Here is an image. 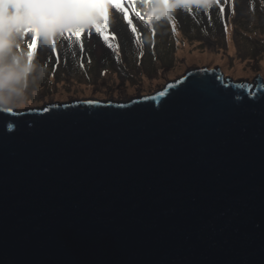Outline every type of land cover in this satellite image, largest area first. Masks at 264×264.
Listing matches in <instances>:
<instances>
[{"label": "water", "instance_id": "obj_1", "mask_svg": "<svg viewBox=\"0 0 264 264\" xmlns=\"http://www.w3.org/2000/svg\"><path fill=\"white\" fill-rule=\"evenodd\" d=\"M161 91L0 105V264H264V79Z\"/></svg>", "mask_w": 264, "mask_h": 264}, {"label": "rangeland", "instance_id": "obj_2", "mask_svg": "<svg viewBox=\"0 0 264 264\" xmlns=\"http://www.w3.org/2000/svg\"><path fill=\"white\" fill-rule=\"evenodd\" d=\"M234 7V14L226 7L223 17L214 5L207 10L193 7L191 13L176 9V32L161 19L154 24V36L133 16L142 44L113 11L109 30L119 45V59L98 36L86 35L79 61L68 62L67 54L80 48L67 50V41L58 38L59 61L49 46L38 44L27 75L22 69L31 37L9 36V21L0 8V103L25 111L82 98L127 102L163 90L198 66L220 67L234 80L255 83L258 77L264 79V0H234ZM32 80L38 85L30 92Z\"/></svg>", "mask_w": 264, "mask_h": 264}, {"label": "snow or ice", "instance_id": "obj_3", "mask_svg": "<svg viewBox=\"0 0 264 264\" xmlns=\"http://www.w3.org/2000/svg\"><path fill=\"white\" fill-rule=\"evenodd\" d=\"M213 5L218 7L221 17L226 7L231 8L234 14V0H0L4 18L9 21L8 35H14L21 40L31 37L25 53L26 65L22 69L26 75L31 71L38 44L49 46L53 53L57 54L59 61L58 38L65 39L69 49L74 50L79 46L83 52L84 37L87 35L90 38L96 35L116 53L119 59V45L113 42L115 34L109 30L113 11L122 16L134 34L136 43L142 44L133 16L149 27L154 36V24L161 19L167 20L171 24L172 31L176 32L174 16L176 9L191 13L193 7L207 10ZM141 6L147 11H142ZM206 14L210 21V12ZM225 31H227L226 22ZM165 94L164 91L159 93L161 96ZM88 103H96V101H88Z\"/></svg>", "mask_w": 264, "mask_h": 264}, {"label": "trees", "instance_id": "obj_4", "mask_svg": "<svg viewBox=\"0 0 264 264\" xmlns=\"http://www.w3.org/2000/svg\"><path fill=\"white\" fill-rule=\"evenodd\" d=\"M76 49H78V48H76ZM67 50H69V48L67 49ZM84 52H81V49L79 50H77V52L75 53V54H72V53H69V54H67V57H68V62H77V61H79V59H80V56H82V54H83ZM73 56V57H72ZM94 56V55H93ZM95 57V56H94ZM96 58V57H95ZM97 59V58H96ZM58 68H59V66H58ZM54 74H57V73H54ZM67 74V73H66ZM38 84H37V82H35L34 80H32V88L30 89V92L34 89V87H36ZM29 92V91H28Z\"/></svg>", "mask_w": 264, "mask_h": 264}, {"label": "clouds", "instance_id": "obj_5", "mask_svg": "<svg viewBox=\"0 0 264 264\" xmlns=\"http://www.w3.org/2000/svg\"><path fill=\"white\" fill-rule=\"evenodd\" d=\"M81 100H83V99H76V100H71V101H81ZM101 101H106V100H101ZM0 105H2L1 103H0ZM2 106H4V105H2Z\"/></svg>", "mask_w": 264, "mask_h": 264}, {"label": "bare ground", "instance_id": "obj_6", "mask_svg": "<svg viewBox=\"0 0 264 264\" xmlns=\"http://www.w3.org/2000/svg\"><path fill=\"white\" fill-rule=\"evenodd\" d=\"M74 100H75V99H74ZM7 106H9V105H7ZM10 106H11V105H10ZM10 106H9V107H10ZM20 110H22V109H20Z\"/></svg>", "mask_w": 264, "mask_h": 264}]
</instances>
